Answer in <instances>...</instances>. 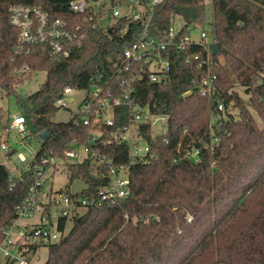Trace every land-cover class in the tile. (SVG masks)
Instances as JSON below:
<instances>
[{
    "label": "trees",
    "instance_id": "1",
    "mask_svg": "<svg viewBox=\"0 0 264 264\" xmlns=\"http://www.w3.org/2000/svg\"><path fill=\"white\" fill-rule=\"evenodd\" d=\"M71 1L0 0V88L16 96L27 128L42 140L36 159L20 176L0 164V241L18 220L17 207L35 186L39 167L57 170L50 159L67 162L70 185L81 181L86 186L76 194L60 192L98 200L108 185L104 168L93 156L68 163L66 152L90 145L94 134L104 132L91 146L116 165H128L125 145L103 146L101 141L127 125L130 110L140 105L168 120L166 134L151 142L154 159L130 166L126 200L88 204L82 213L60 218L61 232L69 222L72 228L60 241L45 246V264H264V130L254 115L264 126V0H213L215 41L221 50L211 51L215 90L210 97L201 96L194 85L209 75L208 69L187 64L184 53H174L172 83L152 84L145 75L134 84L129 99L122 96L114 64L133 42L137 24L127 34L122 33L128 24L124 20L108 30L85 24L82 46L57 61L47 49L20 41L11 24V6L38 7L53 20L84 24L83 17L70 10ZM205 1L164 0L153 28L167 29L178 18L185 28L204 26ZM40 71L47 73L46 82L36 93L20 98L16 87ZM106 82L123 99V116L116 118L114 128L85 126L77 114L69 123L53 121L63 107L66 88L85 91ZM237 86L244 88L248 100ZM142 131L151 140L150 125H143ZM45 132L47 140L41 138ZM42 159L48 162L42 164ZM41 247L33 250L37 253Z\"/></svg>",
    "mask_w": 264,
    "mask_h": 264
},
{
    "label": "built area",
    "instance_id": "2",
    "mask_svg": "<svg viewBox=\"0 0 264 264\" xmlns=\"http://www.w3.org/2000/svg\"><path fill=\"white\" fill-rule=\"evenodd\" d=\"M111 8L106 9L105 5L89 3L87 0H72L70 10L83 17L84 24H71L65 20H53L50 15L38 7L32 6H11V24L18 30L19 39L22 43L31 46H41L47 49L54 60L68 58L74 48L82 46L85 38V24L91 23L94 29L102 28L108 30L117 25L120 20L127 21L122 29L127 34L132 24L138 25L134 34L133 42L124 50L117 63L116 81L121 82L122 96L129 99L134 92V84L145 75L152 84L166 86L173 81V55L185 54L187 64H197L199 69L207 68L209 75L199 81H194L199 93L203 97H210L215 90V77L211 74L212 48L208 41V33L203 25H192L200 29L199 40H193L190 36L189 26L185 25L176 28L172 24L164 30H155L153 20L157 8L164 0H108ZM110 18V23L102 26V21ZM111 18L113 21H111ZM193 48L200 49L192 52ZM103 77L100 78L102 82ZM88 93L82 101L77 115L80 116L85 126H104L114 128L116 118H122L119 111L123 106V99L116 94L114 85L111 82L99 83L86 90ZM73 88H66L63 97L71 96ZM188 91L185 95L190 94ZM63 100L60 101L62 103ZM131 106V105H130ZM223 110V105H219ZM130 122L116 132H111L108 137L101 141L103 146L125 145L129 151V164L116 165L113 159L101 155L95 151L93 144L103 137L104 132L94 134L90 145L79 149H71L66 152L68 160L78 157L79 150H83L86 158L93 156L96 164L104 168L103 178L108 180V185L100 190L99 198L96 201L77 198L64 192H59L57 197L49 199L48 203L39 202L38 196L42 188L43 180L47 178L48 170L40 166L37 172L35 186L30 189L26 201L17 207L18 220L11 225L0 241V262L3 264H32V256L36 254L33 250L37 246H48L60 241L65 232L59 230L60 218H71L82 213L88 204L115 205L126 200L130 195L129 170L132 164L141 160L149 163L154 159L151 149V142L155 137L162 136L167 132V117L157 116L151 113L148 106L134 105L130 110ZM154 118H161V131L155 133ZM150 125L152 134L151 140L144 137L142 126ZM14 131L23 136L27 131V123L23 116H13L7 132ZM23 137L22 140H25ZM144 143L145 147L140 144ZM73 147L77 143L72 144ZM8 148L7 143L1 144V150ZM18 159L21 163H32L36 159L33 154L31 160L19 153ZM47 159H42L46 164ZM51 163H55L50 159ZM37 216L36 222L19 226L20 219H33ZM67 230V229H66Z\"/></svg>",
    "mask_w": 264,
    "mask_h": 264
},
{
    "label": "rangeland",
    "instance_id": "3",
    "mask_svg": "<svg viewBox=\"0 0 264 264\" xmlns=\"http://www.w3.org/2000/svg\"><path fill=\"white\" fill-rule=\"evenodd\" d=\"M100 4L105 5L106 9L111 8V3L108 0H102ZM206 18L204 22V27L208 33V41L210 43L215 42V32H214V4L213 0H206ZM111 21L113 19L111 18ZM110 23V18L102 21V26ZM175 27L180 28L184 26V22L181 19H176ZM190 36L193 40L198 41L200 37V29L194 28L193 26L189 28ZM28 75H26V78ZM47 80V73L44 71L34 73L30 78H28L24 84L16 87L17 94L20 98H26L37 91L40 90L42 85ZM236 90L245 99L248 100V96L245 94L244 88L237 86ZM87 91L74 90L71 96H65L61 105L63 106L58 114L55 116L53 121L55 123H69L74 115L78 113L79 107L87 95ZM254 112V111H253ZM21 115L20 109L18 107V101L16 96L9 97L0 88V164L6 165L9 170L15 176H20L22 173L28 171L29 164L21 163L18 159V154H23L27 160H31L33 154L38 153L40 150V145L42 140L32 133V130L27 128L26 133L21 136L20 134L10 131L7 132L11 122L13 121V116ZM255 118L258 121L259 126L264 130V126L260 121L258 115L254 112ZM156 125L154 126L155 133L161 131L162 120L161 118H154ZM26 137V140H22ZM7 143L8 148L6 150H1V144ZM141 147H145L144 143L140 144ZM16 151V152H14ZM86 158V154L83 150H79L78 157L75 159H70L68 163L82 162ZM66 161H58L56 163L57 170L51 168L47 172V178L43 180V186L39 193V202L45 204L48 203L49 199H54L57 197L58 193L63 190L68 189L71 193L76 194L82 191L86 186L81 181H75L70 185V175L66 171ZM70 185V186H69ZM69 186V188H68ZM37 216L33 219H20L18 225L25 226L28 223L36 222ZM72 228V223L69 222L67 226L66 233ZM49 250L47 247L39 248L38 252L32 256V264H45L48 260ZM0 264H3L1 261Z\"/></svg>",
    "mask_w": 264,
    "mask_h": 264
},
{
    "label": "water",
    "instance_id": "4",
    "mask_svg": "<svg viewBox=\"0 0 264 264\" xmlns=\"http://www.w3.org/2000/svg\"><path fill=\"white\" fill-rule=\"evenodd\" d=\"M220 47H221V46H220L219 43H214V44L211 45V48H212L214 54H218V53L220 52V50H221ZM48 137H49V133H48V132H45V133H43V134L41 135V138H42L43 140H47Z\"/></svg>",
    "mask_w": 264,
    "mask_h": 264
},
{
    "label": "crops",
    "instance_id": "5",
    "mask_svg": "<svg viewBox=\"0 0 264 264\" xmlns=\"http://www.w3.org/2000/svg\"><path fill=\"white\" fill-rule=\"evenodd\" d=\"M14 152H16V151H14ZM29 224H32V223H28V224H26V225H29Z\"/></svg>",
    "mask_w": 264,
    "mask_h": 264
}]
</instances>
